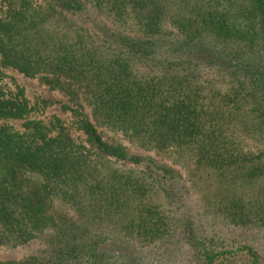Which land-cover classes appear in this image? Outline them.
Instances as JSON below:
<instances>
[{
    "label": "trees",
    "instance_id": "16d2710c",
    "mask_svg": "<svg viewBox=\"0 0 264 264\" xmlns=\"http://www.w3.org/2000/svg\"><path fill=\"white\" fill-rule=\"evenodd\" d=\"M263 239L264 0H0V264H264Z\"/></svg>",
    "mask_w": 264,
    "mask_h": 264
},
{
    "label": "rangeland",
    "instance_id": "374dc122",
    "mask_svg": "<svg viewBox=\"0 0 264 264\" xmlns=\"http://www.w3.org/2000/svg\"><path fill=\"white\" fill-rule=\"evenodd\" d=\"M15 78L17 79L18 83L22 85L26 89V94L31 99H47L52 101H58L59 96L55 93H51L43 87H40L39 84L35 80L28 79L22 75H16ZM57 113L64 119H68L69 117L65 116V114L61 110V105L56 108H53L48 112L49 116L52 114ZM21 122L16 124V128L20 129ZM255 233V231H251ZM264 241V239H263ZM23 255V251L19 250L16 252H10L8 250H0V260L10 259L12 257H21Z\"/></svg>",
    "mask_w": 264,
    "mask_h": 264
}]
</instances>
